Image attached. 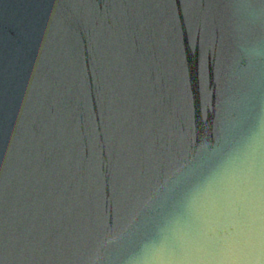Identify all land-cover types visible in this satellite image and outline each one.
I'll use <instances>...</instances> for the list:
<instances>
[{
	"label": "water",
	"instance_id": "obj_1",
	"mask_svg": "<svg viewBox=\"0 0 264 264\" xmlns=\"http://www.w3.org/2000/svg\"><path fill=\"white\" fill-rule=\"evenodd\" d=\"M261 125L264 0H0V264H227L188 206Z\"/></svg>",
	"mask_w": 264,
	"mask_h": 264
},
{
	"label": "clouds",
	"instance_id": "obj_2",
	"mask_svg": "<svg viewBox=\"0 0 264 264\" xmlns=\"http://www.w3.org/2000/svg\"><path fill=\"white\" fill-rule=\"evenodd\" d=\"M187 217L195 222L226 218L233 239L227 264H264V125L230 149L192 198ZM165 239L181 237L176 229ZM156 242L144 245L133 264H154Z\"/></svg>",
	"mask_w": 264,
	"mask_h": 264
}]
</instances>
